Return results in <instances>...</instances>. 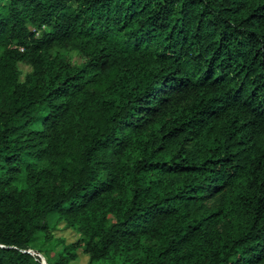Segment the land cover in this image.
I'll return each instance as SVG.
<instances>
[{"label": "trees", "instance_id": "16d2710c", "mask_svg": "<svg viewBox=\"0 0 264 264\" xmlns=\"http://www.w3.org/2000/svg\"><path fill=\"white\" fill-rule=\"evenodd\" d=\"M41 233L47 264H264V0H0V264Z\"/></svg>", "mask_w": 264, "mask_h": 264}, {"label": "rangeland", "instance_id": "374dc122", "mask_svg": "<svg viewBox=\"0 0 264 264\" xmlns=\"http://www.w3.org/2000/svg\"><path fill=\"white\" fill-rule=\"evenodd\" d=\"M74 59L76 60V58ZM20 68L23 71L28 70V67L23 64H20ZM55 218L56 217L54 214L48 217L47 221L50 227H53L55 225ZM53 234L56 238H62L66 244L73 242L78 238V234H76L69 228H65L62 222H60L57 225L56 229L53 230ZM31 249H33L36 253L40 254V256H42V259L47 263L46 256H52L56 251L61 250V245L57 243V241L54 239H45L43 237V234L41 233L37 235V238L34 240ZM76 253L80 263L87 262L88 257L81 251V249L76 250ZM39 259L41 260L40 257Z\"/></svg>", "mask_w": 264, "mask_h": 264}, {"label": "built area", "instance_id": "2783aa9c", "mask_svg": "<svg viewBox=\"0 0 264 264\" xmlns=\"http://www.w3.org/2000/svg\"><path fill=\"white\" fill-rule=\"evenodd\" d=\"M26 252H28L29 254H31L34 257H40L42 259V256H40V254L36 253L33 249L29 248L26 250Z\"/></svg>", "mask_w": 264, "mask_h": 264}, {"label": "water", "instance_id": "95a60500", "mask_svg": "<svg viewBox=\"0 0 264 264\" xmlns=\"http://www.w3.org/2000/svg\"><path fill=\"white\" fill-rule=\"evenodd\" d=\"M42 264H47L43 259H41Z\"/></svg>", "mask_w": 264, "mask_h": 264}]
</instances>
